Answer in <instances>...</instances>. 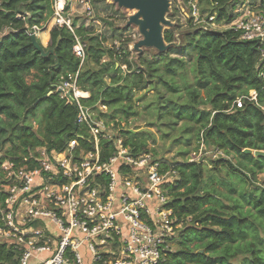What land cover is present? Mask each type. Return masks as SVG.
<instances>
[{
	"label": "trees",
	"instance_id": "obj_1",
	"mask_svg": "<svg viewBox=\"0 0 264 264\" xmlns=\"http://www.w3.org/2000/svg\"><path fill=\"white\" fill-rule=\"evenodd\" d=\"M241 3L237 0H197V6L209 10L207 18L213 17L212 22L217 25L230 24L234 8ZM99 4L96 11L104 24L124 20L119 11L113 10L114 4L102 5L103 1ZM50 5L51 0H0V30L5 27L11 30L0 37V151L3 154L0 164L10 160L32 167L37 148L60 151L72 139H78L81 147L90 148L87 141L79 138L85 137L86 132L76 124L75 106L51 93L61 75L75 73L78 69L79 62L72 54V36L64 29L52 28L46 49L52 53L43 57L25 33L24 22L16 18L17 13L27 12L31 14L30 23L46 21L51 14ZM259 10L264 13V0ZM108 11L111 15L101 16ZM77 33L85 44L87 42L86 60L79 72L78 84L80 89L90 93L89 99L82 101L88 106L101 104L129 111L133 91L157 73L158 62L170 73L175 72V63L184 65L183 59H170L164 64L165 56L159 55L158 61L138 59L139 66L135 69L127 57L129 39L121 40L118 49H106L105 38L100 40L98 35L82 28ZM184 38L186 43L179 47L169 46L167 55L194 57L198 89L188 90L194 102L178 108L175 116H187L199 124L197 134L202 132L206 145L226 155L236 153L241 161L249 164L246 169L229 160L217 159L212 163L214 170L220 171L222 166L236 172L246 170L244 178L251 181L264 171V158L242 152L244 149L264 151V80L259 77L257 68L264 43L241 40L240 34L232 29H196L186 33ZM163 40L169 45L174 43L175 32L164 31ZM104 57L108 60L102 62ZM87 63L94 69L86 70ZM31 71L35 72L36 80L27 83L26 76ZM105 79L110 82L103 86ZM200 89L214 91L207 103L197 102ZM251 90L256 91L257 102L243 100L242 108H235L234 101ZM42 105L45 108L37 132L27 121ZM121 134L126 136L122 138L123 144L133 154L149 153L144 141L130 136L129 131ZM110 145L107 140L101 141L103 159L110 156ZM158 162L161 172L176 173L175 179L164 188L168 197L165 209L171 212L169 219L174 230L181 225L176 250L164 251L158 264H231L238 258H241L239 264H264V182L261 187L247 192L233 191L237 197L233 196L230 202L222 205L216 193L205 189L204 164ZM15 256L17 253L0 244V264L13 263Z\"/></svg>",
	"mask_w": 264,
	"mask_h": 264
},
{
	"label": "built area",
	"instance_id": "obj_2",
	"mask_svg": "<svg viewBox=\"0 0 264 264\" xmlns=\"http://www.w3.org/2000/svg\"><path fill=\"white\" fill-rule=\"evenodd\" d=\"M100 1L107 0H51L49 18L39 23L29 22L30 13L16 14L29 37L52 28L72 36L78 69L61 75L51 93L75 106L76 124L86 132L79 138L90 148L72 139L60 151L37 148L32 167L10 160L0 164V244L17 253L11 264H158L168 250L174 228L164 188L176 173L161 172L150 153L133 154L120 133L106 130L93 107L82 102L90 94L78 84L86 44L77 31L82 28L102 40L96 11ZM191 1L196 15L197 0ZM233 14L232 22L222 27L238 32L241 40L264 43L263 12L242 2ZM208 20L209 28L219 26L213 17ZM10 31L3 28L0 37ZM113 47L118 49L117 41H112ZM257 68L264 80V48ZM243 100L257 102L256 91L239 97L233 106L242 108ZM102 140L111 143L106 159Z\"/></svg>",
	"mask_w": 264,
	"mask_h": 264
},
{
	"label": "rangeland",
	"instance_id": "obj_3",
	"mask_svg": "<svg viewBox=\"0 0 264 264\" xmlns=\"http://www.w3.org/2000/svg\"><path fill=\"white\" fill-rule=\"evenodd\" d=\"M167 1L169 3V8L166 12L168 25L162 28V36L166 30L174 31V43L169 45L164 42V49H159L156 46L135 48V44L143 39V35H141L139 31V25H126L130 17L135 15L136 12L114 5L113 10L119 11L120 16L123 15L124 20H117V22H113L112 20V25H106L101 22L102 31H104L102 32V37L105 38L104 47L110 49L109 46L112 45V41H117L118 45H120V40L129 39L130 42L127 46H130V48H127L129 52L127 57L133 63V68L135 69L139 66L138 59L141 58L147 62L158 61L160 59L159 55L165 56L164 64L168 63L170 59H183L184 65L180 66L179 63H175V72L170 73L165 70L162 62H158L156 64L157 73L153 74L152 78H147L142 87L133 91V98L130 103L132 106L131 110L127 111L126 108L120 107H118L117 110L102 106L101 104H96L92 106L93 115L101 121L104 124V128L111 131L112 134L117 135L120 133L122 136V131H129L130 136L136 137L139 141H144L148 152L156 161H165L167 163L184 161L201 162L204 164L205 189L216 193L220 197L222 205L227 204L233 196L237 197V193L233 191L246 190L247 192L251 189L261 187L264 182V171L257 173L255 178L249 181L244 178V175H247L246 170L236 172L230 170L227 166H222L220 171H216L212 168V163L217 159L229 160L233 165H241L246 169L249 168V164L241 161L236 153L226 155L223 151L206 145L202 140V132L197 134L200 127L199 124H196L192 119H188L187 116L183 118L175 116L178 108L185 107L189 103L191 106L194 102L188 90L198 89L196 86L198 76L195 71L194 57H182L174 53L167 55L169 46L179 47L186 43L184 38L186 33L196 29L222 31L226 28L222 27V25L216 28H209L210 26L207 25L209 22L207 18L209 10H202L197 6V14L193 15L191 0ZM237 1L248 3L254 11H260L261 0ZM105 4L112 5L113 2L107 0L104 1L102 5ZM111 11L101 16L111 15ZM45 32L49 33L50 30L47 29ZM42 35L38 37V41L46 50L49 47V41L47 44L43 43ZM85 69L93 70L94 67L87 63ZM34 75L35 72L31 71L30 74L26 76L27 83H32L36 80ZM109 82V79H105L103 86L109 85ZM164 82L167 83V86L164 85ZM212 84L213 82L211 81L210 87ZM169 86L170 88H168ZM213 93L214 91L211 89H200L197 102L202 100V102L207 103V101L213 97ZM193 105H195V107L198 106L197 104ZM201 106L202 105H200V109L203 108ZM44 108L45 105H42L35 115L28 118L27 121L28 125L37 132L40 125L41 112ZM124 137L126 138L125 135L122 136V138ZM2 156V151H0V158ZM180 227L181 225L176 226L175 229L177 230H174L171 234L172 236L166 244L168 250H176V242L178 240L177 237ZM193 249L195 250V248ZM240 261L241 258H238L232 260L230 263L239 264Z\"/></svg>",
	"mask_w": 264,
	"mask_h": 264
},
{
	"label": "water",
	"instance_id": "obj_4",
	"mask_svg": "<svg viewBox=\"0 0 264 264\" xmlns=\"http://www.w3.org/2000/svg\"><path fill=\"white\" fill-rule=\"evenodd\" d=\"M114 5L120 8L135 11L136 14L130 17L128 25H139V31L143 35V39L135 44V48L142 46H156L164 49V41L162 36V28L168 25L166 12L169 8L167 0H111ZM33 47L43 56H47L52 51H46L39 43L38 38L34 35L30 36ZM245 155H251L255 158H264L263 150L244 149Z\"/></svg>",
	"mask_w": 264,
	"mask_h": 264
},
{
	"label": "crops",
	"instance_id": "obj_5",
	"mask_svg": "<svg viewBox=\"0 0 264 264\" xmlns=\"http://www.w3.org/2000/svg\"><path fill=\"white\" fill-rule=\"evenodd\" d=\"M42 34H43V35H42ZM42 34H41V35L43 36V41H42V42L47 44V42L49 41V37H50V36H49V33L44 31ZM39 36H40V35H39ZM39 36H38V37H39ZM38 37H37V38H38ZM104 44H105V43H104ZM104 44H103V45H104ZM107 60H108V59H107L106 57H104L103 60H102V62H105V61H107Z\"/></svg>",
	"mask_w": 264,
	"mask_h": 264
}]
</instances>
